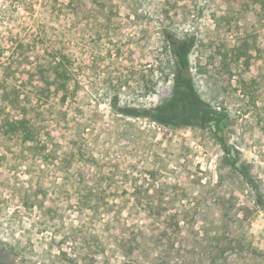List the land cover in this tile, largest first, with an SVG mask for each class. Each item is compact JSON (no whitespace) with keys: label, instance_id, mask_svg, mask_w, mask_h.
I'll return each mask as SVG.
<instances>
[{"label":"rangeland","instance_id":"1","mask_svg":"<svg viewBox=\"0 0 264 264\" xmlns=\"http://www.w3.org/2000/svg\"><path fill=\"white\" fill-rule=\"evenodd\" d=\"M109 3L114 26L128 25L129 32L107 35L102 18L93 21L88 9L73 12L64 0H0V85L11 92L25 82L22 97L32 98L31 115L43 132L34 148L0 136V256L11 248L14 253L2 258L8 264H71L60 250H82L79 264H121L115 235L137 234L141 248L153 246L156 236L138 235L143 203L151 196L156 205L167 202L186 228L176 240L180 249H158L163 260L253 264L248 253L237 251L241 244L264 247V211L255 200L256 190L264 197V3ZM165 27L195 41L194 84L210 111L202 128L162 127L111 106L117 101L152 109L171 97L172 78L163 72ZM250 35L260 53L246 64L235 60L233 47ZM61 49L70 59L76 94L63 102L46 71L39 98L25 73L47 65ZM2 93L0 86V109ZM232 157L246 165L253 187L232 168ZM70 231L78 240L71 251L62 244ZM83 242L97 244L98 251L87 254ZM234 244L235 252L229 249ZM203 246L212 252L200 259Z\"/></svg>","mask_w":264,"mask_h":264},{"label":"trees","instance_id":"2","mask_svg":"<svg viewBox=\"0 0 264 264\" xmlns=\"http://www.w3.org/2000/svg\"><path fill=\"white\" fill-rule=\"evenodd\" d=\"M111 0H64V3H68L67 7L75 12L78 9H88L89 17H93V21H99L101 18L104 20V28L106 29V34L112 33L114 36L123 35L125 32H129V28L126 25L117 24L114 26L115 22L112 18L114 14V9L111 6ZM251 3L260 4L264 3V0H249ZM164 22L161 21L160 25L163 26ZM127 30V31H126ZM163 33L162 51L167 55V78H172L173 90L171 97L165 101H160L152 109H136L131 107H120L117 101L112 103V108L114 111L128 117H148L153 122L162 127H198L202 128L204 123L207 122V117L210 114L208 104L201 99L195 88L194 75L192 71V65L190 61V56L192 50L195 48V41L188 42L187 40H181L178 37L177 31L165 27L161 30ZM193 40V39H191ZM260 53V48L257 45V38L254 35L244 36L239 38L238 43L233 47V54L235 60H243L244 63L249 64L250 58H252V53ZM55 54V53H54ZM48 66V68H46ZM70 59L64 54L61 49L59 53L55 54L53 60L48 62L47 65H41L40 63L33 69L27 70L25 73L27 75V80L36 90V94L39 96L45 95V74L46 71L51 72L53 75V83L57 91L61 92L63 97L62 101L65 102L68 99H72L76 94L75 88L72 86L73 75L69 69ZM45 68V69H44ZM26 71V70H25ZM14 85L11 92H7V88L4 85L1 86V91L3 102L5 106L0 109V136L8 140H13L18 144L23 146H31V148L38 145L43 135L41 128L37 125L35 118L31 113L36 111L33 105V100L30 96L25 95L23 98L22 91L20 90L25 84ZM48 90V89H47ZM40 100V99H38ZM216 142L224 149L226 156H231V151L227 147V142L224 137L218 134L213 137ZM72 145L75 146V142L72 141ZM232 168L236 170L239 177L245 180L246 184L254 186L249 177V170L245 164H239L237 157H232ZM256 202L259 208L264 211V197L261 193L255 192ZM175 202V199H174ZM160 201L156 205L152 197L149 196L145 200L143 206L145 207L143 220V229L138 230V235H145L150 233L151 236H156L155 240L152 241L153 246L151 249L142 247L136 241L135 234L133 237L125 235H115L114 245L116 246L115 252L118 256L123 257L124 260L121 264H145L146 260L150 261L149 264H173V259H164L163 256L159 255V250L163 249L164 246H169L171 251H176L175 246L177 238H183L185 236L186 228L180 225V220L178 219V213L172 212L169 209L167 202ZM188 213V212H187ZM62 240V244L70 246L69 251L73 250L72 245L78 240L72 234V232H67ZM84 243V242H83ZM232 244V243H231ZM161 245L162 247H158ZM87 250V254L92 251H98L96 248L97 244L84 243ZM244 244L239 246H230L233 252L237 251L240 253H248L249 257L254 261L253 264H264V247H249V249L244 248ZM184 247V246H183ZM165 249V248H164ZM212 249V247H211ZM228 249V250H229ZM166 250V249H165ZM14 253V250L9 248L7 251L1 253L0 264H8L3 261V253L8 252ZM82 251V250H81ZM80 251V252H81ZM186 251L184 249V254L182 257L186 256ZM80 252H68L64 249L60 250V255L66 258V261L71 264H79L81 256H83V251ZM161 252V251H160ZM212 250L203 246V251L200 254L201 258H207V255H211ZM147 256H144V254ZM163 254V253H162ZM150 256H152L150 260ZM172 256V253L170 254ZM221 256H225V253ZM174 257V256H173ZM192 256H186L183 259L182 264H195V259L191 261ZM149 258V259H148ZM199 261V260H198ZM202 261V260H201ZM13 264V262L11 263Z\"/></svg>","mask_w":264,"mask_h":264}]
</instances>
